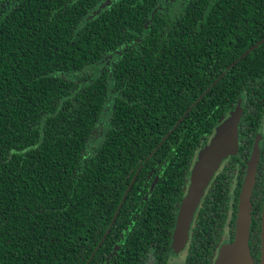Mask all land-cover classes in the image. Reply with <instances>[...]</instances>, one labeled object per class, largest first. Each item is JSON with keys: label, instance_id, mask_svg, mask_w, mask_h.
I'll return each mask as SVG.
<instances>
[{"label": "trees", "instance_id": "trees-1", "mask_svg": "<svg viewBox=\"0 0 264 264\" xmlns=\"http://www.w3.org/2000/svg\"><path fill=\"white\" fill-rule=\"evenodd\" d=\"M156 3L0 0V264H141L146 219L170 238L197 151L264 67V43L242 58L264 0ZM193 72L204 89H176Z\"/></svg>", "mask_w": 264, "mask_h": 264}, {"label": "flooded vegetation", "instance_id": "flooded-vegetation-1", "mask_svg": "<svg viewBox=\"0 0 264 264\" xmlns=\"http://www.w3.org/2000/svg\"><path fill=\"white\" fill-rule=\"evenodd\" d=\"M117 1L112 0L111 3ZM194 3H196V0H157L154 11L159 12L160 16L166 19H178L182 18V15L186 14L188 9H191L193 14L194 11L215 9L212 5L202 8L198 5H193ZM191 17L193 20L189 24V42L194 47L196 42L203 40L198 39L196 35L198 34V26H202L205 22L201 21L195 24L194 21L197 15ZM215 35H218L217 32ZM216 41H218V37L213 36V40L209 44L214 45ZM222 49L221 46L219 53L215 52L213 56L207 55L206 57L218 62L221 61L224 65L227 57L223 54ZM256 59L258 60L259 57H256ZM237 74L243 76L245 72H239ZM249 75L251 76L250 83L237 88L242 90L240 91L241 97L238 99L235 109L240 106L243 110L239 123L240 147L238 155L225 160L211 181L197 209L189 238L183 248H180V246L178 248L174 247V236L180 206L187 195V189L190 185L191 173L187 181V186L184 189L185 194L179 205L170 238L165 241L158 239L154 245L155 238L149 237L150 224L147 219L145 220L144 234L145 244L147 245H145L143 250V261L141 264H216L223 249L233 244L235 240L240 195L248 170L247 164L257 144L260 149V162L252 195V224L249 245L254 264H264L262 240L264 210V67L263 69L255 67ZM187 79L186 86H184V83L182 84V82L178 81L179 87H176V89H204L206 83L201 80L197 81L194 72L187 74ZM192 95L193 92L191 91ZM235 109L231 110L227 116L222 117L221 120L228 118L230 113ZM211 138L205 142V145L199 148L197 155L201 149L208 145ZM155 176L156 172L153 170L148 180L154 179ZM146 185L147 183L144 186ZM158 234L155 231V235L158 236Z\"/></svg>", "mask_w": 264, "mask_h": 264}, {"label": "water", "instance_id": "water-1", "mask_svg": "<svg viewBox=\"0 0 264 264\" xmlns=\"http://www.w3.org/2000/svg\"><path fill=\"white\" fill-rule=\"evenodd\" d=\"M263 43L264 40L258 45L252 47L242 58L246 57L250 52L254 51ZM242 113L243 110L239 106L230 113L228 118H223L216 127L214 135L208 145L201 149L197 155V159L191 171L190 185L187 189V195L182 201L178 214L177 228L174 236L175 248H178L179 246L180 248H183L184 244L187 242L201 200L204 198L211 181L221 168L223 162L229 157L237 156L239 153V123ZM259 162L260 149L257 144L247 164L248 170L240 195L235 240L233 244L228 245L223 249L216 264H254L249 241L252 224V195L256 184V174ZM125 198L126 196L123 201ZM262 240L264 247V210Z\"/></svg>", "mask_w": 264, "mask_h": 264}, {"label": "rangeland", "instance_id": "rangeland-1", "mask_svg": "<svg viewBox=\"0 0 264 264\" xmlns=\"http://www.w3.org/2000/svg\"><path fill=\"white\" fill-rule=\"evenodd\" d=\"M112 1V0H111ZM110 1V2H111ZM115 1V0H114ZM108 4H109V2H108ZM103 130H102V132L100 131V132H98V136H103L104 135V128H102ZM98 138V137H97Z\"/></svg>", "mask_w": 264, "mask_h": 264}]
</instances>
